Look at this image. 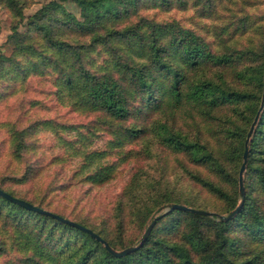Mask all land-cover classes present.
<instances>
[{"label": "trees", "instance_id": "1", "mask_svg": "<svg viewBox=\"0 0 264 264\" xmlns=\"http://www.w3.org/2000/svg\"><path fill=\"white\" fill-rule=\"evenodd\" d=\"M29 1L0 0V5L20 21L21 10ZM212 1L200 0L207 6ZM144 2L168 8L173 0L45 1L25 17L23 30L12 26L7 37L11 52L0 55V77L24 80L29 73L50 74L58 98L64 95L72 107L93 113L97 121L113 126L114 134L124 142L144 136L146 121L157 113L163 117L156 122L160 142L216 178L187 171L192 183L226 200L229 210L235 205L243 141L256 114L247 137L240 207L226 220L168 210L155 219L137 248L114 256L85 231L0 196V227L7 230L13 244L32 245L7 264H264V99L257 111L263 82L264 32L254 44L233 46L225 42L211 49L190 28L141 15L138 10ZM64 3L73 4L78 16ZM242 19L238 27L245 31ZM226 72L230 81L224 79ZM220 107L230 110L220 145L211 144L198 130L189 134L173 126L177 112L184 108L213 118L210 111ZM39 122L33 120L13 131V151L23 149L26 141L22 134L33 131ZM103 169L105 166L98 167L88 177L103 176ZM32 174L33 168L26 162L19 174L11 175V181L23 182ZM220 181L227 183L232 195ZM0 189L90 229L113 249L116 247L103 231L105 224L121 230L125 217L131 220L134 213H147L161 204L203 209L177 200L171 190L155 188L138 170L121 188L113 219L102 223L101 228L49 209L40 200L26 198L1 184ZM253 193L259 194L261 204ZM181 222L182 233L174 240L155 234L157 229L173 231ZM237 230L259 245L249 258L240 259L250 249H242L235 236ZM1 234L2 230L0 254L7 250Z\"/></svg>", "mask_w": 264, "mask_h": 264}, {"label": "rangeland", "instance_id": "2", "mask_svg": "<svg viewBox=\"0 0 264 264\" xmlns=\"http://www.w3.org/2000/svg\"><path fill=\"white\" fill-rule=\"evenodd\" d=\"M30 1L21 10L20 21L0 5V55L10 54L11 46L7 43V37L13 29L23 30L22 21L25 17L47 0ZM64 5L78 16L73 4ZM138 12L152 20L173 21L179 26L192 29L211 49H217L220 43L225 42L233 46L254 44L264 32V0H213L209 6L202 5L200 0H184L183 4L179 0H173L168 8L144 2ZM240 17L244 20L245 31H240L238 27ZM225 74L224 79L230 81L228 72ZM210 113L213 118L194 109L184 108L177 112L173 126L189 134L198 130L200 136L211 144L220 145L224 126H228L226 122L230 110L220 107L212 109ZM94 116L93 113H84L72 107L64 95L58 98L53 92L50 74L29 73L24 80L1 76V186L26 198L40 200L47 208L65 216L80 217L101 228L102 223L113 219L114 204L121 188L130 174L138 170L142 176L152 181L155 188L171 190L177 200L219 215L228 213V202L192 183L187 171L201 172L211 180L216 178L202 166L188 161L184 155L172 151L160 142L156 122L163 117L155 113L146 121L144 136L124 142L114 134L113 126L97 121ZM33 120L40 122L33 131L22 134L26 141L23 149L13 151V131ZM167 122L169 123L168 120ZM26 162L33 168V174L23 182L11 181V175L19 174ZM103 166V176L96 179L88 177L92 171ZM220 183L232 195V189L227 183ZM236 194L235 204L239 198L237 186ZM253 195H256L257 203L261 204L259 194ZM166 209L167 204H161L147 213L141 210L139 214L134 213L131 220L126 221L125 217L121 230H116L115 227L112 229L110 224H105L103 231L118 249L138 239L149 221ZM182 226L181 222L176 229L167 233L157 229L155 234L174 240L182 233ZM1 230L7 250L0 254V264H7L13 257L30 250V243L27 244L29 246L18 242L17 245L13 244L8 238L7 230L0 227ZM237 231L235 236L242 249H250L240 259L249 258L257 252L259 245ZM239 235H243L244 239Z\"/></svg>", "mask_w": 264, "mask_h": 264}, {"label": "water", "instance_id": "3", "mask_svg": "<svg viewBox=\"0 0 264 264\" xmlns=\"http://www.w3.org/2000/svg\"><path fill=\"white\" fill-rule=\"evenodd\" d=\"M263 82H262V88H261V92H260V98H259V103H258V107H257V111L261 108L262 106V102L264 99V70H263ZM256 118V114L252 117L251 123L249 124L247 131H246V136L245 139L243 141V150L241 153V162L239 164L238 170H237V178H236V183H237V193H238V201L237 203L234 205L233 208H231L228 213H226L225 215H219L216 214L214 212L211 211H207V210H203V209H196L190 206H186L183 204H179V203H169L167 205V209L161 213H158L155 217H153L149 223L146 225V227L144 228V231L142 232L141 236L139 237V239L136 241V243L125 246L121 249H113L111 248L102 238H100L97 234H95L94 232H92L90 229L74 222L71 221L69 219H66L64 217H61L57 214H54L46 209L37 207L23 199L11 196L10 194H8L7 192L3 191L0 189V196L7 199L10 202H13L23 208L38 212V213H42V214H46L49 215L53 218H56L60 221H63L65 223H68L72 226H75L83 231H85L86 233H88L90 236L94 237L103 247L104 249H106V251H108L110 254L114 255V256H121L124 255L132 250H134L135 248H137L142 241L146 238L151 226L153 225L154 221L156 218L162 216L166 211L171 210V209H179V210H184L190 213H194V214H201V215H215L217 217H220L222 220H226L229 217H231L232 215H234L236 213V211L238 210V208L240 207L241 203H242V198H243V187H242V181H241V175H242V171L244 169V162H245V152H246V143H247V137L252 129V125L255 121Z\"/></svg>", "mask_w": 264, "mask_h": 264}]
</instances>
